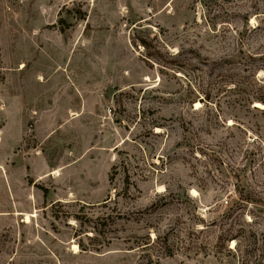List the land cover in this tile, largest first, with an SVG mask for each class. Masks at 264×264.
I'll return each mask as SVG.
<instances>
[{"label":"rangeland","instance_id":"obj_1","mask_svg":"<svg viewBox=\"0 0 264 264\" xmlns=\"http://www.w3.org/2000/svg\"><path fill=\"white\" fill-rule=\"evenodd\" d=\"M256 102L264 0H0V264H264Z\"/></svg>","mask_w":264,"mask_h":264},{"label":"bare ground","instance_id":"obj_2","mask_svg":"<svg viewBox=\"0 0 264 264\" xmlns=\"http://www.w3.org/2000/svg\"><path fill=\"white\" fill-rule=\"evenodd\" d=\"M197 104H198V103H197ZM255 105H256L257 107L264 108V104H263V103L256 102ZM54 171H55V170H54ZM33 215H34V213H25V214H24V220H25V221H29V220H30V217L33 216ZM72 248L76 250V249H77L76 244H73V245H72Z\"/></svg>","mask_w":264,"mask_h":264}]
</instances>
